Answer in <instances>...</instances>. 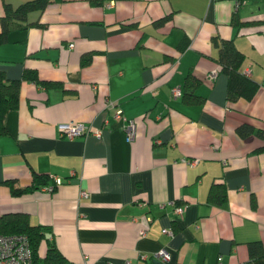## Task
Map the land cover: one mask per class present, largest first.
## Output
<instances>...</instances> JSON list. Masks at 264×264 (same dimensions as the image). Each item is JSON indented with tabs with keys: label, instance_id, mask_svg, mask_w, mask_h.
<instances>
[{
	"label": "crops",
	"instance_id": "obj_1",
	"mask_svg": "<svg viewBox=\"0 0 264 264\" xmlns=\"http://www.w3.org/2000/svg\"><path fill=\"white\" fill-rule=\"evenodd\" d=\"M2 1L22 0H0V14ZM232 15L254 21L234 25ZM32 20L7 30L0 69L53 84L20 79L4 113L0 213L26 211L49 226L71 264H264L247 244L264 253V149L253 150L264 136L235 130L264 129V0H49L22 22ZM212 34L243 52L239 69L257 82L249 98L225 97ZM187 70L199 102L169 90ZM68 119L100 134L61 135L56 124ZM32 170L59 180L11 193L3 179L23 186ZM212 180L225 188L220 204L205 198Z\"/></svg>",
	"mask_w": 264,
	"mask_h": 264
},
{
	"label": "trees",
	"instance_id": "obj_2",
	"mask_svg": "<svg viewBox=\"0 0 264 264\" xmlns=\"http://www.w3.org/2000/svg\"><path fill=\"white\" fill-rule=\"evenodd\" d=\"M49 0H22L14 5L6 1H2V13L0 14V42L5 39V34L12 27L24 26L25 23H38L35 21H24L28 11L42 8ZM168 13L159 16L160 21L164 19ZM252 19H239L232 15L229 22L234 25L249 23ZM211 42L216 47V55L213 57L216 69L223 71L226 76L225 80V97L229 100L238 96L249 98L257 87V82L243 74L239 65L243 58V52L239 50L230 37H220L216 34L211 35ZM184 41L178 44V49H182ZM87 55H81L80 61L86 62ZM215 72V71H214ZM20 79H31L39 83L47 85L53 82L42 81L37 78L33 70L23 69L19 77L7 78L0 69V134H4L6 129L3 123L4 113L7 109L16 106L17 89ZM199 83V79L187 70L182 78V86L180 98L183 102H199L202 97L195 93L194 88ZM235 130L239 135L253 132L258 136H264V129L253 128L251 124L241 123L236 125ZM264 149V143L253 148L254 151ZM55 177V176H53ZM57 178V177H56ZM48 175L45 172L31 171L30 181L23 186H15L11 178H5L3 181L13 194H18L41 185H50L49 189H53V182L49 184ZM53 179V178H52ZM59 180V179H58ZM57 180V181H58ZM205 198L208 202L220 204L225 199V188L219 181L212 180L209 184ZM250 203H254V198L250 197ZM181 204V203H179ZM21 231L26 234L30 251V259L32 264H71L64 254L56 247L51 238L49 226L41 223H31L28 219L26 211L14 210L0 213V232ZM49 233V236H48ZM249 250L253 253L262 254L260 245L256 240L247 242Z\"/></svg>",
	"mask_w": 264,
	"mask_h": 264
},
{
	"label": "built area",
	"instance_id": "obj_3",
	"mask_svg": "<svg viewBox=\"0 0 264 264\" xmlns=\"http://www.w3.org/2000/svg\"><path fill=\"white\" fill-rule=\"evenodd\" d=\"M236 3V2H235ZM214 74V69L211 68L208 70L206 76L207 78L212 77ZM172 95L180 94V87L178 85H171L169 88ZM105 103H111L108 100H105ZM118 111H113V116H117ZM124 124V134L125 138L128 140L133 133V124L132 119H124L122 120ZM56 128L61 135L66 137H72L78 134H93L98 136L100 134V128H91L89 124L79 121V120H60L56 124ZM213 147V145H211ZM53 181H57L58 178L52 177ZM50 185H45V188L49 189ZM78 195H85L86 191L82 188H79L77 191ZM183 204H175L173 206V210L177 213H180L182 210ZM147 219L150 217L146 216ZM169 234L172 232L170 228L165 229ZM139 234H143L144 228H138ZM154 254L159 255L160 259H167L168 253L164 249H158ZM0 264H32L30 259V251L27 242L26 234L21 231H13V232H0ZM217 264H221L217 261Z\"/></svg>",
	"mask_w": 264,
	"mask_h": 264
}]
</instances>
